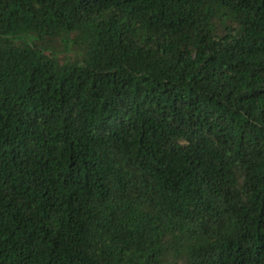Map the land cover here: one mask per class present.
Instances as JSON below:
<instances>
[{
  "label": "trees",
  "instance_id": "1",
  "mask_svg": "<svg viewBox=\"0 0 264 264\" xmlns=\"http://www.w3.org/2000/svg\"><path fill=\"white\" fill-rule=\"evenodd\" d=\"M0 264H264V0H0Z\"/></svg>",
  "mask_w": 264,
  "mask_h": 264
}]
</instances>
